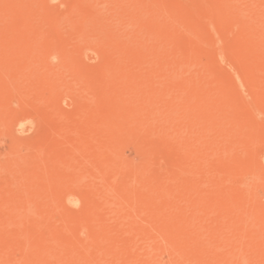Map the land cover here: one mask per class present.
<instances>
[{"label": "rangeland", "instance_id": "rangeland-1", "mask_svg": "<svg viewBox=\"0 0 264 264\" xmlns=\"http://www.w3.org/2000/svg\"><path fill=\"white\" fill-rule=\"evenodd\" d=\"M0 264H264V0H0Z\"/></svg>", "mask_w": 264, "mask_h": 264}]
</instances>
